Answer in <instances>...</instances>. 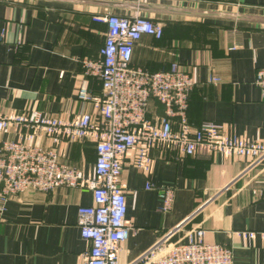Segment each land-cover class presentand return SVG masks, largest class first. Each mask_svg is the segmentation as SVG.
Here are the masks:
<instances>
[{
    "label": "crops",
    "instance_id": "crops-1",
    "mask_svg": "<svg viewBox=\"0 0 264 264\" xmlns=\"http://www.w3.org/2000/svg\"><path fill=\"white\" fill-rule=\"evenodd\" d=\"M146 3L264 17V0ZM106 12L136 11L96 1L0 0V114L34 108L69 120L91 113L93 103L79 101L78 88L85 81L98 97L101 82L85 75L81 62L100 58L106 25L92 17ZM140 13L159 22L163 35H143L134 47L132 64L155 72L177 63L191 74L189 123L197 127L210 121L228 135L264 139V94L254 84L256 71L264 68V22ZM162 113L163 107L152 101L148 116ZM17 137L15 128L1 132L0 146ZM35 142L50 147L47 138ZM58 154L61 164L84 175L91 172L96 156L89 140L63 142ZM129 157L121 177L130 223L120 245L121 264L135 260L190 217L186 226L200 223L207 242L232 248L233 264H264V240L240 234L264 231V194L252 192L264 188V174L245 186L252 173L238 177L246 159L220 154L171 159L157 150L150 172L144 174ZM165 190L172 191L173 202L170 211L162 213L160 193ZM91 204V191L73 186L48 193L28 190L5 201L0 197V264H80L89 245L80 236L77 209Z\"/></svg>",
    "mask_w": 264,
    "mask_h": 264
},
{
    "label": "built area",
    "instance_id": "built-area-1",
    "mask_svg": "<svg viewBox=\"0 0 264 264\" xmlns=\"http://www.w3.org/2000/svg\"><path fill=\"white\" fill-rule=\"evenodd\" d=\"M92 18L106 25L104 42L99 59H83L81 64L85 75L99 79L101 94L94 97L84 81L77 99L92 102L93 111L69 120L34 108L0 114V133L12 128L18 131L16 140L3 141L0 146V197L5 201L28 190L48 193L60 186L90 190L92 204L77 209L80 236L89 245L80 264H121L120 245L130 229L121 181L128 153L132 165L144 174L150 172L152 153L157 150L171 159L197 154L244 158L247 162L238 178L252 173L247 186L264 174V139L228 135L210 121L192 126L187 118L194 86L191 74L177 63L155 72L132 64L134 47L143 35L162 37L159 22L138 11L129 15L106 12ZM210 81L218 79L211 77ZM254 84L264 94V68L256 71ZM152 101L163 107L161 115L148 116ZM37 137L47 138L50 147L38 145ZM82 140L95 147V162L88 175L59 162L61 143ZM252 192L262 195L264 188ZM160 198V210L167 213L172 191H162ZM191 219L163 233L147 251L126 264H233L232 248L207 242L200 223L186 226ZM240 234L264 240V231Z\"/></svg>",
    "mask_w": 264,
    "mask_h": 264
},
{
    "label": "water",
    "instance_id": "water-1",
    "mask_svg": "<svg viewBox=\"0 0 264 264\" xmlns=\"http://www.w3.org/2000/svg\"><path fill=\"white\" fill-rule=\"evenodd\" d=\"M93 2L112 8H125L129 10H135L146 13H166V14H179V15H191L203 18L225 19L232 21H252V22H264V17L229 13V12H215L198 9H189L175 6H165L160 4L138 3V2H118V1H99V0H75Z\"/></svg>",
    "mask_w": 264,
    "mask_h": 264
}]
</instances>
